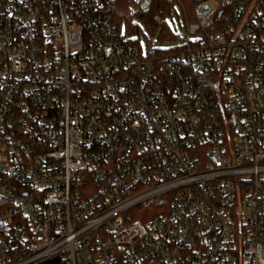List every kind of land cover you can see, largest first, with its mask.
Masks as SVG:
<instances>
[{
    "label": "built area",
    "instance_id": "obj_1",
    "mask_svg": "<svg viewBox=\"0 0 264 264\" xmlns=\"http://www.w3.org/2000/svg\"><path fill=\"white\" fill-rule=\"evenodd\" d=\"M116 1L0 0V264H264V0Z\"/></svg>",
    "mask_w": 264,
    "mask_h": 264
},
{
    "label": "trees",
    "instance_id": "obj_2",
    "mask_svg": "<svg viewBox=\"0 0 264 264\" xmlns=\"http://www.w3.org/2000/svg\"><path fill=\"white\" fill-rule=\"evenodd\" d=\"M187 5L188 14L192 20L193 11L191 0H153L152 6L145 12H131L130 0H118L113 2L109 11L114 15V18L119 24L124 25L128 32H141L143 29L147 30L149 36L153 37L155 43H166L176 40L175 30L171 27L168 21V17L172 15V12L176 5ZM143 24V25H142ZM149 38V37H147ZM162 198L154 200V202L146 209L148 217H152L159 209L154 207Z\"/></svg>",
    "mask_w": 264,
    "mask_h": 264
},
{
    "label": "rangeland",
    "instance_id": "obj_3",
    "mask_svg": "<svg viewBox=\"0 0 264 264\" xmlns=\"http://www.w3.org/2000/svg\"><path fill=\"white\" fill-rule=\"evenodd\" d=\"M175 10L177 11L178 14H181V11H180V6L179 5H176V7L174 8L173 12H172V15H170L168 17V21L170 19L171 16H176V13H175ZM143 25V24H142ZM179 26V25H178ZM147 30L146 29H143V31H141V33H146ZM157 42V40L155 41ZM141 43L143 45V47L145 48L146 47V41H145V37L143 36V38L141 39ZM175 41H169V42H166L164 45L165 46H168V45H174ZM164 45H162V47H164ZM162 199L157 203V205L154 207V210H156V208L160 209V207L162 206Z\"/></svg>",
    "mask_w": 264,
    "mask_h": 264
},
{
    "label": "water",
    "instance_id": "obj_4",
    "mask_svg": "<svg viewBox=\"0 0 264 264\" xmlns=\"http://www.w3.org/2000/svg\"><path fill=\"white\" fill-rule=\"evenodd\" d=\"M49 264H54V262H50Z\"/></svg>",
    "mask_w": 264,
    "mask_h": 264
}]
</instances>
